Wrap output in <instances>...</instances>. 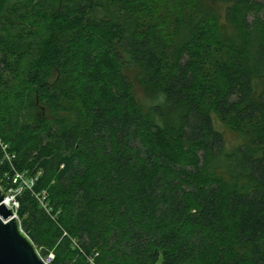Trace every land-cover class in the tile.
Segmentation results:
<instances>
[{"label": "trees", "instance_id": "16d2710c", "mask_svg": "<svg viewBox=\"0 0 264 264\" xmlns=\"http://www.w3.org/2000/svg\"><path fill=\"white\" fill-rule=\"evenodd\" d=\"M223 2L232 34L203 0H0V185L36 179L41 258L264 264V5Z\"/></svg>", "mask_w": 264, "mask_h": 264}, {"label": "water", "instance_id": "95a60500", "mask_svg": "<svg viewBox=\"0 0 264 264\" xmlns=\"http://www.w3.org/2000/svg\"><path fill=\"white\" fill-rule=\"evenodd\" d=\"M0 188V264H46L23 233L14 212L4 204Z\"/></svg>", "mask_w": 264, "mask_h": 264}, {"label": "rangeland", "instance_id": "374dc122", "mask_svg": "<svg viewBox=\"0 0 264 264\" xmlns=\"http://www.w3.org/2000/svg\"><path fill=\"white\" fill-rule=\"evenodd\" d=\"M190 1V5H192L197 0H187ZM204 4L214 8L218 12L219 22L223 26L222 31L226 34H232V27L227 24L226 18H225V11H226V3L223 2V0H217V2L214 4L213 0H203ZM258 2H261L264 5V0H256ZM154 8L159 11L161 5L164 6L166 3H169L168 7L171 5L170 0H153ZM214 121V127L216 130L223 133L224 139H225V148L227 153L233 152L238 146H240L243 143L242 137L237 133V131L233 130V123H224L220 120H218L215 116H213ZM246 182H243V184ZM1 184V183H0ZM230 187H232L231 184L227 183ZM0 188L2 192L8 196L10 194H7V189L3 185H0ZM9 208V207H8ZM17 217V216H16ZM49 256L47 258H44V260H48L49 264H51V260H49Z\"/></svg>", "mask_w": 264, "mask_h": 264}, {"label": "built area", "instance_id": "2783aa9c", "mask_svg": "<svg viewBox=\"0 0 264 264\" xmlns=\"http://www.w3.org/2000/svg\"><path fill=\"white\" fill-rule=\"evenodd\" d=\"M0 151L3 156V160L7 161L8 163H11L15 159V155L11 153L9 146L4 143L1 139V133H0ZM34 178H26L24 175H16L13 179V183L17 185L16 189H8L7 194L9 193L10 196L5 194L4 202L6 201L8 204L9 209H11L14 212V215L16 216V211L18 209V202L16 200L17 195L21 194L23 190L25 189H31L34 186L35 183ZM38 252V251H37ZM39 254V252H38ZM40 256V254H39ZM41 257V256H40ZM46 264H49L48 260H44L41 258ZM53 255L50 254L49 260L52 261Z\"/></svg>", "mask_w": 264, "mask_h": 264}, {"label": "bare ground", "instance_id": "6f19581e", "mask_svg": "<svg viewBox=\"0 0 264 264\" xmlns=\"http://www.w3.org/2000/svg\"><path fill=\"white\" fill-rule=\"evenodd\" d=\"M4 204H5V206L8 208V204H7V202H6V201L4 202Z\"/></svg>", "mask_w": 264, "mask_h": 264}]
</instances>
